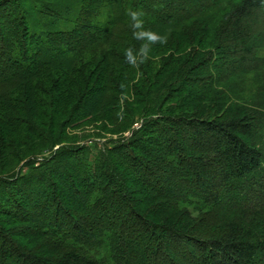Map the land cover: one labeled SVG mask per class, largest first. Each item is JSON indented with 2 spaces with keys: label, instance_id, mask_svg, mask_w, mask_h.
<instances>
[{
  "label": "trees",
  "instance_id": "trees-1",
  "mask_svg": "<svg viewBox=\"0 0 264 264\" xmlns=\"http://www.w3.org/2000/svg\"><path fill=\"white\" fill-rule=\"evenodd\" d=\"M0 264H264V0H0Z\"/></svg>",
  "mask_w": 264,
  "mask_h": 264
},
{
  "label": "clouds",
  "instance_id": "clouds-1",
  "mask_svg": "<svg viewBox=\"0 0 264 264\" xmlns=\"http://www.w3.org/2000/svg\"><path fill=\"white\" fill-rule=\"evenodd\" d=\"M130 16L133 21H135L134 28L136 29H141L138 32H135L134 35L137 38H144L146 37L148 41L151 42H156L159 41L161 44L167 43V36H160L156 33H153L151 31L143 30L142 25H143V20L140 19V16L142 15L141 12L138 11H130ZM149 45L148 44H143L140 48V53H146L148 51ZM127 58L130 60L132 63H136V57L133 56L132 50L129 49L127 52ZM147 59V55L144 57Z\"/></svg>",
  "mask_w": 264,
  "mask_h": 264
},
{
  "label": "rangeland",
  "instance_id": "rangeland-1",
  "mask_svg": "<svg viewBox=\"0 0 264 264\" xmlns=\"http://www.w3.org/2000/svg\"><path fill=\"white\" fill-rule=\"evenodd\" d=\"M141 123H142L141 121H140L139 123H137V124L135 125V128H139ZM125 135H126V136H130V132H127ZM107 138L120 139L121 137H120L119 135H116V136L108 135ZM88 143H89V145H91V144H92V141H89ZM14 165H15V161H14L13 159H11V160L5 165V167L9 170V169H11ZM27 173H28V171L25 169V170H24V174H27Z\"/></svg>",
  "mask_w": 264,
  "mask_h": 264
}]
</instances>
